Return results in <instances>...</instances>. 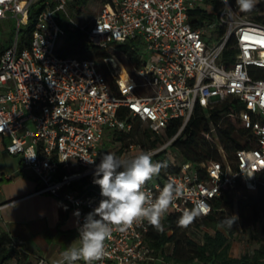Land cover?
I'll list each match as a JSON object with an SVG mask.
<instances>
[{
    "label": "built area",
    "instance_id": "obj_1",
    "mask_svg": "<svg viewBox=\"0 0 264 264\" xmlns=\"http://www.w3.org/2000/svg\"><path fill=\"white\" fill-rule=\"evenodd\" d=\"M198 1L104 0L96 18L78 24L67 14L68 0H0V21H16L10 43L0 48V142L9 155L20 158L22 168L34 172L36 193L66 202L78 226L102 199L98 185L79 187L95 169L84 159L98 164L100 144L114 141L116 133L131 132L135 120L157 136L171 120H183L169 142L149 149L153 159L172 147L197 106L213 110L232 104L238 112L227 117L236 118L251 135L248 147L235 151L232 160L224 156L223 162L201 164L203 172L184 162L162 181H149L145 188L153 196L169 180L183 186V196L167 212L182 215L203 201L208 215L212 199L238 181L251 186L264 172V21L241 15L232 5L226 12L224 5L217 25L195 30L189 11ZM36 6L35 25L25 39ZM60 13L71 28L103 49L139 41V47L153 55L135 67L146 94L135 93L138 85L114 53L105 63L120 96L95 60L59 56L58 43L65 34ZM221 26L224 33L215 36ZM135 148L131 145L125 151L129 155L122 157L135 156ZM148 229L146 220L122 232L114 229L106 241L108 255L95 264L154 261L145 244ZM35 264L50 263L41 257Z\"/></svg>",
    "mask_w": 264,
    "mask_h": 264
},
{
    "label": "trees",
    "instance_id": "obj_2",
    "mask_svg": "<svg viewBox=\"0 0 264 264\" xmlns=\"http://www.w3.org/2000/svg\"><path fill=\"white\" fill-rule=\"evenodd\" d=\"M239 14L254 17L257 21H264V0H257L252 11L241 13L235 0H228ZM224 4L222 0H199L189 11V23L195 30L208 24H218V19ZM37 6L34 7L30 21L25 29V39H28L35 25ZM62 25V24H61ZM63 26V25H62ZM65 29L64 43L58 47L57 54L61 57H78L95 60L103 69L110 81L115 95L120 96L115 79L110 75L105 60L111 58L110 50L103 49L90 43L87 36L80 30L67 25ZM224 27H219L215 36L224 33ZM117 52L128 56L136 68L143 66L146 61L139 55V41H127L115 46ZM121 71V66L114 60ZM235 104V102H234ZM124 115H129L127 109H123ZM237 107L224 103L213 110L196 107L191 119L181 132L180 136L172 143L186 163H191L195 170L201 172V164L211 162H223L225 156L233 159L234 152L244 149L250 144L251 135L244 129L240 122L228 114H236ZM182 119H173L163 129L160 136L153 135L148 128H143L141 122L134 121L131 132L114 134V142H119L118 155L132 145L128 141L132 136H139V145L154 149L161 144L169 142L182 127ZM217 142L223 148V154L219 151ZM166 152V151H164ZM164 152L155 156L154 162H165L160 174L154 177V181H162L168 172L178 171L179 165H173L169 161L161 159ZM203 172V171H202ZM93 177L86 178L79 186L83 188L93 184ZM237 217L232 228H218L217 225L226 217ZM181 214L167 212L162 219L164 230L157 231L149 225L145 235V244L151 251L152 258L158 259V264H264V244L255 249L252 254H242L234 257L231 255L232 239L239 229L248 230L258 223H262L264 233V172L256 175L251 186L238 181L231 190H226L221 196L211 200V212L201 216L187 228L178 227L177 221ZM195 231L202 233L201 239L196 240ZM167 246H172L167 253ZM41 258L33 254L23 244L15 240L12 235L0 226V264H35Z\"/></svg>",
    "mask_w": 264,
    "mask_h": 264
},
{
    "label": "clouds",
    "instance_id": "obj_3",
    "mask_svg": "<svg viewBox=\"0 0 264 264\" xmlns=\"http://www.w3.org/2000/svg\"><path fill=\"white\" fill-rule=\"evenodd\" d=\"M241 13L253 10L257 0H235ZM226 12L231 11L228 0H222ZM151 150L140 151L131 158L106 152L100 156V162L84 159L94 164L93 184L100 188L99 201L78 227V243L74 242L60 253L57 264H95L108 255L106 241L112 239L114 229L125 231L134 222L146 220L157 231L164 230L162 219L172 203L184 194L183 186L173 180L165 183L158 195L153 196L145 185L158 176L165 162H154ZM35 156V155H34ZM33 156V157H34ZM208 206L198 201L192 209H186L177 221L178 227L187 228L195 219L206 215ZM79 216V212L76 213ZM237 217H226L218 228H232Z\"/></svg>",
    "mask_w": 264,
    "mask_h": 264
},
{
    "label": "crops",
    "instance_id": "obj_4",
    "mask_svg": "<svg viewBox=\"0 0 264 264\" xmlns=\"http://www.w3.org/2000/svg\"><path fill=\"white\" fill-rule=\"evenodd\" d=\"M0 147L17 162L16 168L1 172L0 226L33 254L57 264L60 253L78 243L77 220L66 202L36 193L34 172L22 168L20 158L9 155L1 142Z\"/></svg>",
    "mask_w": 264,
    "mask_h": 264
},
{
    "label": "rangeland",
    "instance_id": "obj_5",
    "mask_svg": "<svg viewBox=\"0 0 264 264\" xmlns=\"http://www.w3.org/2000/svg\"><path fill=\"white\" fill-rule=\"evenodd\" d=\"M104 0H68V5L66 7L67 14L69 17L78 24L84 23L88 24L89 21L96 18L101 10L103 9ZM60 23L65 26H70L67 18L64 16V13H60L59 16ZM15 19L14 20H5L0 21V48L2 46H7L10 43L11 37L15 34ZM65 34L61 36L59 40V47L64 43ZM110 52L116 54V57L122 62L124 65L127 73L129 76L135 81L138 87L135 90L136 94H146L145 90L141 89V85L144 83V80L138 75L135 65L132 60L125 56L124 54L117 52L116 49H110ZM139 55L142 57L143 60H151L152 54H148L145 47L140 48ZM115 64V63H114ZM116 66V64H115ZM117 67V66H116ZM118 68V67H117ZM122 68V72L124 73V69ZM125 74V73H124ZM143 128H146L145 125H142ZM139 136H132L128 141L132 142V145L136 146L134 152L135 154L139 153L140 151L149 150L147 147H141L139 145ZM120 143L114 142L110 139H105L99 146V159L100 156L106 152L115 153L117 156H128L129 152H123L122 155L117 154V150L119 149ZM4 151L1 150L0 147V176L2 171H9L17 166L16 159H10L6 157ZM161 159L169 161L173 165L181 166L184 163L179 150L176 147H170L166 152L161 154ZM224 158V157H223ZM194 170V168H193ZM154 182V178L151 180ZM194 236L196 240H200L202 233L200 231H195ZM232 241V249L231 255L234 257L240 256L242 254H252L253 251L259 248L261 245L264 244V233L262 232V223H258L256 226L248 229V230H241L237 232L236 236L231 240ZM172 250V246H167L166 252L169 253ZM154 261L148 262L147 264H158L155 261L158 259L154 258Z\"/></svg>",
    "mask_w": 264,
    "mask_h": 264
}]
</instances>
